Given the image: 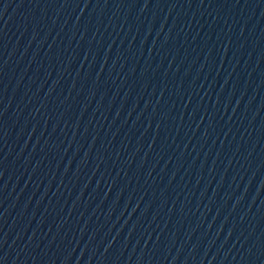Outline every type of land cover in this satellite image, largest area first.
I'll list each match as a JSON object with an SVG mask.
<instances>
[{
	"label": "water",
	"instance_id": "95a60500",
	"mask_svg": "<svg viewBox=\"0 0 264 264\" xmlns=\"http://www.w3.org/2000/svg\"><path fill=\"white\" fill-rule=\"evenodd\" d=\"M0 264H264V0H0Z\"/></svg>",
	"mask_w": 264,
	"mask_h": 264
}]
</instances>
